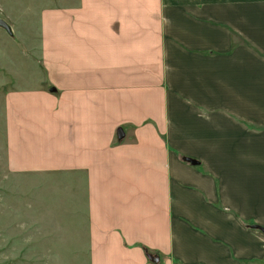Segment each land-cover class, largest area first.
<instances>
[{
	"label": "crops",
	"instance_id": "obj_1",
	"mask_svg": "<svg viewBox=\"0 0 264 264\" xmlns=\"http://www.w3.org/2000/svg\"><path fill=\"white\" fill-rule=\"evenodd\" d=\"M261 8L42 10L55 32L40 37L37 69L26 64L31 82L8 91V157L63 191L71 221L85 223L88 264H264Z\"/></svg>",
	"mask_w": 264,
	"mask_h": 264
},
{
	"label": "rangeland",
	"instance_id": "obj_2",
	"mask_svg": "<svg viewBox=\"0 0 264 264\" xmlns=\"http://www.w3.org/2000/svg\"><path fill=\"white\" fill-rule=\"evenodd\" d=\"M70 1L0 0V19L8 28L0 26V264L89 262L85 223L71 221L72 206L59 199L63 191L57 195V186L39 174L15 171L8 157V91L31 82L26 64L28 70L37 69L40 37L54 35L48 23L50 19L54 24V12L42 10ZM232 1L255 4L257 12L263 11L264 0ZM232 42H238L237 36ZM229 145L224 141V148ZM256 236L264 248V234L258 229Z\"/></svg>",
	"mask_w": 264,
	"mask_h": 264
},
{
	"label": "water",
	"instance_id": "obj_3",
	"mask_svg": "<svg viewBox=\"0 0 264 264\" xmlns=\"http://www.w3.org/2000/svg\"><path fill=\"white\" fill-rule=\"evenodd\" d=\"M0 26H2V27H4V28L8 29V28H7V25H6V23H5V21L2 20V19H0ZM187 160L190 161L192 164H196V163H197L196 160H192V159H189V158H188ZM256 228H259L261 231L264 232V227H263V226L256 225ZM148 257H149V258L151 259V261H153V262H158V261H159V256H158L157 254H148Z\"/></svg>",
	"mask_w": 264,
	"mask_h": 264
}]
</instances>
